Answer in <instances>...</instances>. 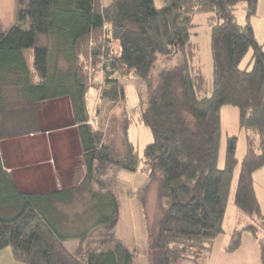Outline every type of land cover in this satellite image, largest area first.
I'll use <instances>...</instances> for the list:
<instances>
[{"label": "trees", "instance_id": "obj_1", "mask_svg": "<svg viewBox=\"0 0 264 264\" xmlns=\"http://www.w3.org/2000/svg\"><path fill=\"white\" fill-rule=\"evenodd\" d=\"M259 0H26L18 21L0 30V252L22 264H133L138 257L116 236L119 204L108 184L118 170L148 177L141 204L157 193V214L147 230L148 264L207 260L224 223L239 168L234 205L254 223L244 230L260 244L264 264V213L255 173L264 168V47L252 18ZM245 10L244 23L237 17ZM214 15L211 51L213 92L200 99L187 45L197 15ZM119 44V52L114 44ZM251 53L248 65L242 63ZM252 66V68H250ZM103 76L102 87L93 81ZM120 77L147 86L139 123L153 142L139 156L131 138L133 118ZM100 91L106 129H94L88 96ZM99 93V92H98ZM68 99L77 126L84 180L79 188L49 193L19 190L5 166L1 144L35 124L46 102ZM238 111L246 151L238 158V137H226L222 159V110ZM95 118V119H94ZM121 119V120H120ZM93 185L97 187L95 191ZM90 203L87 229L74 230L65 207ZM82 207V206H81ZM103 229L102 235L94 232ZM233 236L229 252L241 244ZM263 235V237H261ZM80 242L76 250L67 243ZM114 245V246H112Z\"/></svg>", "mask_w": 264, "mask_h": 264}, {"label": "crops", "instance_id": "obj_2", "mask_svg": "<svg viewBox=\"0 0 264 264\" xmlns=\"http://www.w3.org/2000/svg\"><path fill=\"white\" fill-rule=\"evenodd\" d=\"M154 1L158 8H162L166 0H158L161 2L160 5H157V0ZM25 2L26 0H14L16 5L15 14L18 6ZM212 16L207 14L197 15L193 21V28H191L189 44H193L191 47L193 46L194 48L192 47L193 52L190 61L192 60L196 69L198 68L203 73L205 63L203 60L207 58L209 66L213 63L211 43L208 42L209 47L208 43L203 45L201 42L203 36L196 30H199L198 28L201 24L199 21L202 22L203 27H206ZM197 21L198 23H196ZM251 22L255 33L257 26L263 27L262 29L264 30V0H259L257 14ZM206 31L204 37L209 38L211 32L208 29ZM94 105L96 104L93 102ZM224 112H227V125L231 116L238 117V111L235 108L225 107L222 110V124ZM37 123V130L34 128L36 126L33 123L32 128L28 129L26 134L5 140L1 144L5 166L19 190L24 193H49L63 189L66 185H70L77 175H82V172H84L83 168H81L79 174V171L77 172L73 168L74 161H77L79 167H82L83 164L77 126L73 121L69 101L57 99L44 103L41 110L37 113ZM240 131L241 129L238 128L236 133H231L230 135H237L240 138ZM242 136L246 144L245 133ZM245 151L238 149L240 153V155L238 154L239 159L243 158ZM257 173H255V179L257 178ZM233 206L235 207V205ZM226 218L227 213L225 221ZM240 218L241 220L230 225L229 229L225 228L224 223L225 232L215 240L209 259L201 261L184 258L178 264H262V252L259 242L251 231L244 230L254 222L252 223L248 219L244 223L245 219L243 217ZM242 218L243 224H241ZM237 232H241V244L237 250L229 252L228 248L231 245L234 234ZM0 264L22 263L15 261L10 249H5L0 252Z\"/></svg>", "mask_w": 264, "mask_h": 264}, {"label": "rangeland", "instance_id": "obj_3", "mask_svg": "<svg viewBox=\"0 0 264 264\" xmlns=\"http://www.w3.org/2000/svg\"><path fill=\"white\" fill-rule=\"evenodd\" d=\"M103 2L105 6H108L109 4H111L112 0H103ZM160 4L161 2L157 0V5H160ZM15 6L16 5L14 3V0H0V30H7L8 28L11 27V24L13 22L18 21L17 13L15 14ZM245 14H246L245 10L242 7H240L237 11V17L240 23H244ZM212 18L209 19L208 24L211 23L210 21L212 20ZM196 23H198V21ZM199 23H201L200 27L198 28L199 30H196V31L203 36V38L201 39L202 44L205 45L208 42L211 43L212 41L211 25L206 24V27H207L206 28V27H203L202 22L199 21ZM262 28L263 27L257 26V31L255 33V36L257 35L256 39L258 40L259 43L263 45L264 44V30ZM206 29H208V31L211 32V36L209 38L204 37L205 32H207ZM209 43H208V47H209ZM191 45L190 44L187 45V53L190 57H192V52H193V49H192L193 46L191 47ZM113 47H114L115 52H119L120 47L118 43H115ZM201 50L203 51L202 48ZM211 55H212V51H211ZM250 59H251V53L243 61L242 63L243 68H245L248 65ZM204 61H205L204 68H203L204 73L201 72V70H199L198 68L196 69V66L193 65L192 60L189 63L193 79L195 80L196 92L200 99L210 96L213 92V86H214V83H213L214 79L212 76L213 75V69H212L213 63L211 64V66H209V63H207V58L206 60L204 59L203 62ZM250 68H252V66ZM103 79L104 78L101 75L99 78H97L92 83H94L97 87H102V84L104 82ZM120 79L124 83V86L126 88L127 105L130 111V115L134 121L133 126L131 128V138L135 146L137 147L139 156L142 158L144 154V148L148 144L153 142V135H152L151 130L145 125H143L142 123H139L141 100L146 99L147 86L143 81L137 78L120 77ZM99 96H100V91L93 90L89 92L88 102H89V106L92 108V109L90 108L92 114L95 115V112L98 107L100 109L99 117L97 118L96 121L92 119L90 121V124L93 126L94 129H103V128L106 129L107 108L110 109L111 106L109 107V104L99 105ZM66 100L69 101L68 99ZM93 102L96 105L93 106ZM71 112H72V109H71ZM226 113L227 112H224L223 114V140H222V150H221L222 159L225 153L226 137L231 136L230 135L231 133H236L238 128L240 129L238 117L231 116V118H229V122L227 125V119H226L227 114ZM243 133H245L244 130H241L240 138L237 135H234V136L238 137V149H241L244 152L246 148V144H245L244 137L242 136ZM238 154L240 155L239 152ZM81 159H82V156H81ZM82 164H83V161H82ZM73 165H74L73 168L77 172L81 170V168H83V171H84L83 165L82 167H79L77 165V161H74ZM79 174H80V171H79ZM238 174H239V168L236 171L235 178L232 184V189H231V194H230V199H229V204H228V210H227L228 211L227 218L225 221L226 229H229L230 225L239 222L241 220L240 217H243L245 219L244 223L248 221V219L251 220L252 223L254 222L253 218L244 215L241 211H239L237 208L233 206L234 205V195H235L237 180H238ZM257 174L259 176L257 175V178L255 179L256 192H257L260 204H261L262 212L264 213V176H263L264 168L260 169ZM84 175H85L84 172H82V175H77L74 181L70 185H66L65 187L67 188L76 187L80 189V187L82 186L83 180H84ZM108 184L110 185V188L112 192L114 193L117 199V202L119 204V222L115 228V234L120 240L123 241V244L128 249L135 250V252L138 253V257L134 260L133 264H148V260L145 255V252L147 249V233H146L147 230H146L144 212L145 210L147 211V215L150 221L154 219L158 211L157 193L154 189H152V191L150 190L147 196L146 207L142 206L141 199L144 194L143 193L144 189L148 185V177L146 173L144 172V168L142 165L136 173L128 172L125 170H118L114 172L109 177ZM93 189L96 191L97 187L93 185ZM82 190L81 191L85 195L86 189H82ZM88 201H89L88 198H83L79 202L78 206L72 205L70 207L64 208L66 209V213L68 214V217L70 218V221H69L70 227H72L77 232L78 230L81 231V228H83V231H84L90 225H92V221L89 222L88 220L89 219V216L87 215L88 212H86V210L88 211L89 205H90V203H87ZM243 218H242L241 224H243ZM103 233H104V230L99 229L98 231L94 232L93 235L98 236V235H102ZM261 237H263V235H261ZM67 246L71 250H76L80 246V242L72 241V242L67 243Z\"/></svg>", "mask_w": 264, "mask_h": 264}]
</instances>
